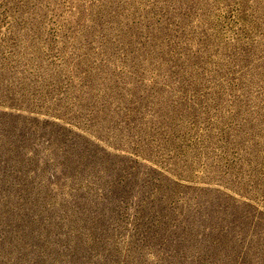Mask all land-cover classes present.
<instances>
[{"label":"rangeland","instance_id":"obj_1","mask_svg":"<svg viewBox=\"0 0 264 264\" xmlns=\"http://www.w3.org/2000/svg\"><path fill=\"white\" fill-rule=\"evenodd\" d=\"M0 264H264V0H0Z\"/></svg>","mask_w":264,"mask_h":264}]
</instances>
